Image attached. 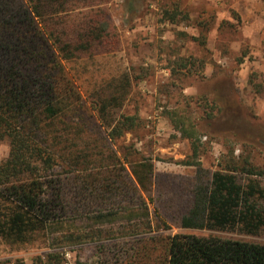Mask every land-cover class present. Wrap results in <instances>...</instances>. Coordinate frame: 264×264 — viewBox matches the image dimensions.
I'll return each mask as SVG.
<instances>
[{"label":"trees","instance_id":"16d2710c","mask_svg":"<svg viewBox=\"0 0 264 264\" xmlns=\"http://www.w3.org/2000/svg\"><path fill=\"white\" fill-rule=\"evenodd\" d=\"M108 1L0 0V141L7 139L10 145L0 162V238L6 241L24 245L43 236L50 248H62L102 236L107 223L129 222L136 235L151 226L142 191L148 190L153 164L130 163L133 177L122 166L113 179L92 166L95 159L85 140L91 108L64 64L98 46L116 44ZM126 1L131 8L133 0ZM164 14L174 21L179 13ZM130 86L125 75L96 93L97 117L113 140L138 125L135 115L122 111ZM178 122L182 135L192 138L186 120ZM62 143L71 150L69 168L60 176L55 168ZM197 150L193 142L194 155ZM237 170L233 164L218 169L209 186L196 189L183 226L238 228L247 234L264 230V188L252 177L240 183ZM243 170L260 174L255 168ZM113 249L102 245L95 264H264L262 242L190 232L166 238L141 235L128 247ZM64 262L62 250L34 260ZM73 264L89 262L76 259Z\"/></svg>","mask_w":264,"mask_h":264},{"label":"rangeland","instance_id":"374dc122","mask_svg":"<svg viewBox=\"0 0 264 264\" xmlns=\"http://www.w3.org/2000/svg\"><path fill=\"white\" fill-rule=\"evenodd\" d=\"M106 7L116 44L64 64L91 108L85 140L92 166L113 179L122 166L133 177L130 163L153 164L148 190L142 191L151 226L136 235L129 222L107 223L102 236L62 248H50L43 236L24 245L0 238V264H34L37 255L50 250H62L64 264L76 259L95 264L102 245L116 251L115 245L128 247L141 235L190 232L264 243V230L247 234L182 224L196 189L209 186L212 173L227 165L238 167L240 183L252 177L264 188V0H133L131 8L126 0H109ZM166 10L179 14L170 21ZM125 75L131 86L122 111L135 115L138 125L113 140L97 117L96 93ZM180 119L192 129V138L179 131ZM59 147L55 171L61 176L71 149ZM9 149V141L1 140L0 162ZM244 167L260 174L248 175Z\"/></svg>","mask_w":264,"mask_h":264}]
</instances>
